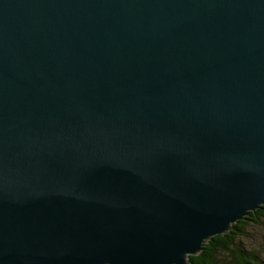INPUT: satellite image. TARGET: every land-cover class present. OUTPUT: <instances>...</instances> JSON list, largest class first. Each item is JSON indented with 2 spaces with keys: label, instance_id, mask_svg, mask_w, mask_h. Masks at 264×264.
<instances>
[{
  "label": "water",
  "instance_id": "obj_1",
  "mask_svg": "<svg viewBox=\"0 0 264 264\" xmlns=\"http://www.w3.org/2000/svg\"><path fill=\"white\" fill-rule=\"evenodd\" d=\"M264 208V0H0V264H191Z\"/></svg>",
  "mask_w": 264,
  "mask_h": 264
},
{
  "label": "trees",
  "instance_id": "obj_2",
  "mask_svg": "<svg viewBox=\"0 0 264 264\" xmlns=\"http://www.w3.org/2000/svg\"><path fill=\"white\" fill-rule=\"evenodd\" d=\"M264 218V208L250 210L230 225L222 234L203 240L197 254L187 255L191 264H263L254 249H246L238 240L249 221L259 223Z\"/></svg>",
  "mask_w": 264,
  "mask_h": 264
},
{
  "label": "rangeland",
  "instance_id": "obj_3",
  "mask_svg": "<svg viewBox=\"0 0 264 264\" xmlns=\"http://www.w3.org/2000/svg\"><path fill=\"white\" fill-rule=\"evenodd\" d=\"M243 232L238 238L240 243L246 249H254L264 262V218L259 223L249 221Z\"/></svg>",
  "mask_w": 264,
  "mask_h": 264
}]
</instances>
